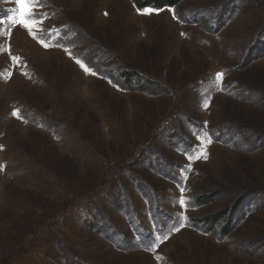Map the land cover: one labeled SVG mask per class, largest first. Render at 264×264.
<instances>
[{"label": "rangeland", "instance_id": "1", "mask_svg": "<svg viewBox=\"0 0 264 264\" xmlns=\"http://www.w3.org/2000/svg\"><path fill=\"white\" fill-rule=\"evenodd\" d=\"M18 8L0 264H264V0H43L48 47Z\"/></svg>", "mask_w": 264, "mask_h": 264}, {"label": "snow or ice", "instance_id": "2", "mask_svg": "<svg viewBox=\"0 0 264 264\" xmlns=\"http://www.w3.org/2000/svg\"><path fill=\"white\" fill-rule=\"evenodd\" d=\"M17 3L19 5V8L16 10L17 12H20L21 9H23L22 12H20V20L19 23H21L22 26L28 29L29 34L33 35L34 38H38V33L37 31H34V28L39 30V33L43 35L44 38L40 39V43L44 47H48L49 45L45 42V39L47 38V33L44 32L42 28H39V25H37L36 20L34 19L35 17H40V24L43 23V18L46 17V13H41L36 11V8L39 7L42 3L43 0H17ZM11 22L15 23L16 18L12 17ZM48 31H51L49 29ZM71 54V53H70ZM13 60H16L18 62L17 57H12ZM77 63L81 64V66L84 68L86 72H90L91 69L81 60H77ZM94 74V73H93ZM223 77V73H217L215 79L217 81H220ZM205 107H208V104L205 103ZM13 115H19V109H16L13 111ZM206 135V134H205ZM210 143L211 141L208 140ZM191 158V157H190ZM206 158V157H205ZM181 192H183V188H181ZM184 198L181 197L179 200V203L184 204ZM167 237H165L166 239Z\"/></svg>", "mask_w": 264, "mask_h": 264}, {"label": "trees", "instance_id": "3", "mask_svg": "<svg viewBox=\"0 0 264 264\" xmlns=\"http://www.w3.org/2000/svg\"><path fill=\"white\" fill-rule=\"evenodd\" d=\"M180 1L182 0H142L143 3L150 4L156 8H161L163 6H168V5L173 6V5H176ZM129 81H132V79H129ZM129 84H131V82H129Z\"/></svg>", "mask_w": 264, "mask_h": 264}]
</instances>
